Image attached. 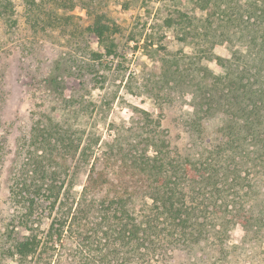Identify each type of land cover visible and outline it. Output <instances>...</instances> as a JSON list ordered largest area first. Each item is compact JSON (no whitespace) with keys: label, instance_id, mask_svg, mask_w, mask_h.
<instances>
[{"label":"trees","instance_id":"1","mask_svg":"<svg viewBox=\"0 0 264 264\" xmlns=\"http://www.w3.org/2000/svg\"><path fill=\"white\" fill-rule=\"evenodd\" d=\"M25 1L79 6L90 21L83 32L102 51L79 47L81 55L54 66L41 83L56 94L55 111L32 120L12 151L0 141V161L12 155L4 195L18 213L0 237L1 254L33 264H183L174 259L188 261L204 245L203 264H224L232 229L242 230L247 242L261 240L264 0H190L195 14L180 12L168 24L193 52L155 62V111L130 106L133 124H107L106 140L97 123L107 121L118 92L106 89L108 73L120 70L116 45L107 40L118 30L103 10L106 0ZM11 5L0 0V15ZM25 10L26 18L33 16ZM203 60L223 73L214 74ZM68 76L78 90L101 89L98 101L71 95ZM167 114L175 115L169 120L180 127L186 148L175 146L163 126Z\"/></svg>","mask_w":264,"mask_h":264},{"label":"rangeland","instance_id":"2","mask_svg":"<svg viewBox=\"0 0 264 264\" xmlns=\"http://www.w3.org/2000/svg\"><path fill=\"white\" fill-rule=\"evenodd\" d=\"M10 2L12 7L4 11L3 16L0 15V141L5 140V151L8 152L15 147L14 139L26 131L40 113L55 111L56 94L46 90L41 83L52 68L65 62L68 55H81L79 47L102 51L96 38L83 32L90 21L79 6L70 9L48 2L28 7L25 0ZM191 6L190 0H106L103 10L118 30L109 34L107 40L116 45L119 59L114 64L119 62L120 70L108 73L109 85L106 89H118V92L107 121L102 119L97 123V132L102 139L106 140L112 135L107 127L109 123L125 127L133 124L130 106L139 107L148 113L155 111L150 98V85L155 79V62L157 64L161 59L193 52L188 43L178 39L179 32L168 24V20H177L180 12L195 14L190 10ZM25 9H31L33 16L26 18ZM217 52L225 54V51ZM201 65L216 75L223 73L215 61L203 60ZM123 72L125 78L119 80ZM65 81L71 95L84 96L85 100L98 101L103 93L101 89L90 90V87L78 90L73 77L68 76ZM175 108L177 111L179 106ZM183 110L189 108L185 105ZM53 114L55 118L59 115L56 112ZM172 117L175 115L167 114L163 126L171 130L175 138L174 145L184 149L186 139L174 120H169ZM11 158L10 153H5L0 161V237L6 231L11 217L18 214L17 206L4 195ZM79 191L80 187H76L75 192ZM44 227H38L39 235ZM16 232L20 236L27 234L22 229ZM229 246V262L224 264H264V237L259 241L247 242L242 230L236 227L229 233ZM204 247H195L193 257L187 258L188 261L181 257L179 261L174 259L173 263L203 264L200 252H206ZM220 262L218 264H223ZM0 264H33V261L10 259L0 251Z\"/></svg>","mask_w":264,"mask_h":264}]
</instances>
